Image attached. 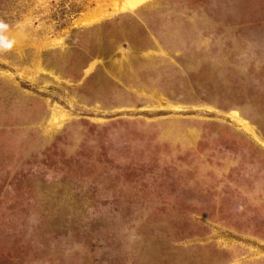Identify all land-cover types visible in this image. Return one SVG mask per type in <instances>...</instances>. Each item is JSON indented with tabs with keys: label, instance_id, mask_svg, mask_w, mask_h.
I'll list each match as a JSON object with an SVG mask.
<instances>
[{
	"label": "rangeland",
	"instance_id": "obj_1",
	"mask_svg": "<svg viewBox=\"0 0 264 264\" xmlns=\"http://www.w3.org/2000/svg\"><path fill=\"white\" fill-rule=\"evenodd\" d=\"M0 22V264H264V0Z\"/></svg>",
	"mask_w": 264,
	"mask_h": 264
},
{
	"label": "clouds",
	"instance_id": "obj_2",
	"mask_svg": "<svg viewBox=\"0 0 264 264\" xmlns=\"http://www.w3.org/2000/svg\"><path fill=\"white\" fill-rule=\"evenodd\" d=\"M5 29H7V24L0 22V30H5ZM4 47L11 48L12 47L11 42L7 43Z\"/></svg>",
	"mask_w": 264,
	"mask_h": 264
},
{
	"label": "bare ground",
	"instance_id": "obj_3",
	"mask_svg": "<svg viewBox=\"0 0 264 264\" xmlns=\"http://www.w3.org/2000/svg\"><path fill=\"white\" fill-rule=\"evenodd\" d=\"M134 1V0H133ZM241 121V120H240Z\"/></svg>",
	"mask_w": 264,
	"mask_h": 264
}]
</instances>
